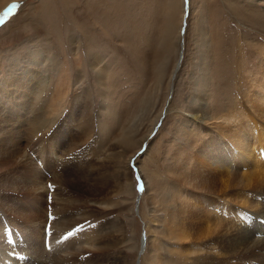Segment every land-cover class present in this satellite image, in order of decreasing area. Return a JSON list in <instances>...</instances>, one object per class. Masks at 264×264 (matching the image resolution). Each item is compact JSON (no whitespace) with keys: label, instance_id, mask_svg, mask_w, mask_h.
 <instances>
[{"label":"rangeland","instance_id":"rangeland-1","mask_svg":"<svg viewBox=\"0 0 264 264\" xmlns=\"http://www.w3.org/2000/svg\"><path fill=\"white\" fill-rule=\"evenodd\" d=\"M262 69L264 0H0V130L8 133L0 139V232L15 238H7L9 249L32 240L47 251L53 222V232H63L60 240L71 244L70 263L60 264H185L192 248L208 247L216 237L205 235L208 227L236 238L244 225L264 226V220L252 222V205L264 204V178H234L243 168L239 159L248 160L228 147L224 129L231 127L220 121L203 127V117L191 118L198 113L195 100L207 124L232 111L252 124L258 116L249 108H263L264 78L254 81ZM206 79L209 96L198 91ZM50 96L59 108L43 142L32 137L42 117L25 108L33 101L47 107ZM46 144L57 148L59 162L44 168ZM180 156L187 169L177 179L172 167ZM188 160L206 192L189 194ZM41 177L59 194L58 207L37 196L42 191L34 183ZM79 237L95 240L93 247L80 251ZM225 250L206 248V261L228 260ZM262 253L253 248L229 263H262ZM53 255L45 264L55 262Z\"/></svg>","mask_w":264,"mask_h":264},{"label":"bare ground","instance_id":"bare-ground-1","mask_svg":"<svg viewBox=\"0 0 264 264\" xmlns=\"http://www.w3.org/2000/svg\"><path fill=\"white\" fill-rule=\"evenodd\" d=\"M179 57H180V55H179ZM181 58V57H180ZM182 59V58H181ZM95 60V59H94ZM262 63V62H261ZM179 66H180V62H179V58H178V60H177V62H176V65H175V67H174V70H173V72H172V77H174V74H175V71L177 72V70L179 69ZM101 69V68H100ZM103 70V69H102ZM263 70V69H262ZM261 70V71H262ZM257 71H259V70H257ZM102 74V73H101ZM258 75H260V79H263L264 78V70L260 73V72H258L257 74H255V80L254 79H252V80H254V81H256L257 80V77H258ZM262 76H263V78H262ZM251 77V76H250ZM25 81V80H24ZM258 81V80H257ZM253 82V81H252ZM255 83V82H254ZM257 83V82H256ZM258 83H261V82H258ZM8 84V83H7ZM264 84V83H263ZM36 86V85H35ZM262 86V85H261ZM258 87V86H257ZM253 88V87H252ZM252 88H251V90H252ZM34 89H36V87H34ZM38 89V88H37ZM34 90L33 92H35L34 94H36V95H38L39 96V92H38V90ZM203 89V90H202ZM254 89V88H253ZM18 90V89H17ZM199 90H202L201 92H203V93H205V94H207L208 93V96H209V93H211L210 91H211V89H210V84H208V80L206 79L205 81H204V84L202 83V85H201V87H199V89H198V91ZM247 90V89H246ZM260 90H262V89H260ZM1 92H2V90H0ZM249 91V90H248ZM255 91V90H254ZM4 92V91H3ZM29 92H31V91H29ZM248 93V92H247ZM250 93V92H249ZM23 94V93H22ZM32 94V93H31ZM259 94V93H258ZM36 95L34 96V98L36 97ZM250 95V94H249ZM206 96V95H205ZM30 97H31V95H30ZM246 97V96H245ZM254 97V96H253ZM255 99V98H254ZM257 99V98H256ZM41 103V102H40ZM40 103H38L37 102V104H35V102L33 101V102H31V103H29V104H27V106H26V108H25V111H26V113H29V112H33L35 115H37L36 117H42L41 119V121L42 122H40L39 120H37V119H35V120H37L36 121V123L39 121V123L38 124H36V125H38L37 126V130H36V132H35V127H34V134H33V138H35V137H41V138H39V139H42L43 140V142H47V139L49 138V137H47V135H49V134H42V133H44V130H45V128L46 129H48L51 125H52V123L54 122V120L56 119L55 117H52V118H50L51 116H53L57 111H58V108H59V101L57 100V101H55V99L52 97V96H50V98H49V100H48V105H47V107H46V105H43L42 103L40 104ZM193 105V107L194 108H196L197 110H198V113H195L194 115H192L191 114V118H192V120L193 121H195L198 117H200V118H202L203 117V119H201L200 121H203V123L202 124H204L205 126H203V127H206V126H215V124H218L217 122L218 121H220L221 123L222 122H224V124L225 125H228L229 127H231V128H225L224 129V132H226L227 134H224V135H226L228 138V141L230 142V145L228 146L231 150H233L234 151V153H236L237 155H239V156H247V160H248V164L247 165H244V164H242L241 163V158L239 159L240 160V165L242 166L243 165V168H242V170H243V172H241L240 171V173H239V176H237V174H235L236 175V177H234L236 180H238V183H240L239 181H241L242 182V180H244V181H250V179L251 178H254V177H262V178H264V162L261 160V159H259V157H260V155L262 154L263 156H264V149H262V146H264V128H262V126H264V110H263V108H264V97H263V99L261 100V105L263 106V108L261 109V110H259V109H257V110H259V112H257L256 110H255V108H253V106H252V108H249V109H251V110H253V112L255 111L257 114V116L258 117H254V120H256V121H254V122H261L263 125H261V127H257L258 129H255V125H254V122L251 124V121H249V119L247 120L246 119V117L247 116H245L243 113H238V114H240L239 116H241V117H243L241 120H240V117L239 116H236V113H235V111H232V112H227L226 114L224 113L223 115H221L220 117H219V115H217L216 114V116H218V118H216L217 120H216V122H214V121H210L211 123H209V124H207L206 123V121H205V109H204V106H201V107H198L196 104H198V102H196L195 100L193 101V103H192ZM259 104V103H258ZM248 104L246 103V106H247ZM254 105V104H253ZM46 107V108H45ZM248 107V106H247ZM251 107V106H250ZM259 107V106H258ZM80 108V107H79ZM196 110V111H197ZM40 111L42 112V113H40ZM23 112V111H22ZM202 113V114H201ZM221 113V112H220ZM231 113V114H230ZM32 114V113H31ZM34 114H33V117H34ZM200 114V116H198ZM251 114H252V112H251ZM254 115V114H253ZM251 116V115H250ZM239 117V118H238ZM50 118V119H49ZM199 118V119H200ZM253 118V117H252ZM34 119V118H33ZM232 120H234V121H232ZM252 120V119H251ZM49 122H50V124H49ZM234 122V123H233ZM2 122L0 121V124H1ZM236 123V126H233V124H235ZM220 124V123H219ZM35 125V126H36ZM224 125V126H225ZM258 125V124H257ZM217 127V126H216ZM221 127H223V126H221ZM220 127V128H221ZM218 128V127H217ZM0 129H2L1 127H0ZM32 129V128H31ZM229 130H231L230 132H228ZM1 131L2 130H0V139L1 140H7V136L6 135H8V133L6 132V131H2V134H1ZM38 133V134H37ZM43 135V137H42V135ZM2 135V136H1ZM25 137V136H24ZM30 137V136H29ZM52 138H54V137H52ZM191 138H193V137H191ZM27 139V138H26ZM30 139V138H29ZM29 139H27V140H29ZM37 139V138H36ZM39 139H37L36 140V142L39 140ZM26 140V141H27ZM35 140V139H34ZM215 140V139H214ZM25 141V142H26ZM48 141H52V139H49ZM40 142V141H39ZM42 142V141H41ZM40 142V143H41ZM218 142V141H217ZM252 142V143H251ZM49 143V142H48ZM211 143V142H210ZM29 144V143H28ZM31 144V143H30ZM36 145H37V143H35ZM50 144V143H49ZM209 144V143H208ZM213 144H214V142H213ZM47 146H48V144H46ZM46 145H44V146H46ZM216 145V144H215ZM42 146V145H41ZM206 146V145H205ZM223 146V145H222ZM227 146V145H226ZM204 147V146H203ZM211 147H213V146H211ZM216 147H218V145L216 146ZM215 147V148H216ZM16 148H18V149H20V147H18V146H16ZM40 148V147H39ZM206 148V147H205ZM57 149V148H56ZM55 149V147H53L52 145H49L48 147H47V149H44V150H42L43 152H42V154L44 155V156H42V158H41V161H40V165H43V164H45L46 162H51V163H56V162H59V160H58V155H57V150ZM207 149V148H206ZM206 149H205V151H206ZM222 149H224L223 147H222ZM208 150V149H207ZM237 150V151H236ZM255 150H258V152H257V154H256V157H253V158H251L252 157V151H255ZM221 151V150H220ZM207 152V151H206ZM209 152V151H208ZM211 152V151H210ZM215 152H217V153H219L218 152V150L217 151H215ZM225 152H226V154H232L233 152H231V153H228L227 152V150L225 149ZM223 152H221L220 154H222ZM176 154V153H175ZM225 154V155H226ZM211 155V154H210ZM209 155V156H210ZM217 155V154H216ZM235 155V154H234ZM236 155V156H237ZM184 156V155H183ZM212 157V156H211ZM220 158H221V156H219ZM224 156L222 155V158H223ZM230 157H232V156H230ZM181 156L178 158V159H176V162H178L179 163V165H177L176 163H175V166H173L172 168H173V172H175L177 175L179 174L180 176H176L177 177V179H179V178H182V167L183 166H185L184 168L185 169H187V166L185 165V160H184V158H182L183 160H181ZM213 158H214V156H213ZM244 158V157H243ZM75 159V158H74ZM204 159V158H203ZM226 159V158H225ZM52 160V161H51ZM175 160V159H174ZM206 161H207V159H205ZM204 160V161H205ZM209 161V160H208ZM246 161V160H245ZM251 161V162H250ZM203 162V161H202ZM211 162V161H210ZM218 162H221V161H219V160H216L215 162H214V164H217ZM229 162H232V160H229V161H226V163L227 164H229ZM61 163V162H60ZM233 163H235V160H234V162ZM219 164V163H218ZM224 164V163H223ZM236 164H238V163H236ZM235 164V165H236ZM252 166H251V165ZM188 172H187V185H188V190H189V194H191L192 192H193V190L195 189V190H197L198 191V189H200V191H198V192H206L207 190H205L206 189V187H207V184L206 185H204V184H202V182L201 181H199L198 180V182H196L195 181V174H194V167H191L190 166V160H188ZM230 165H232V164H230ZM230 165L228 166L229 168H234L233 166H231L230 167ZM240 165L238 166V167H240ZM48 166V165H47ZM225 166V165H224ZM248 166H251V167H248ZM43 167H44V165H43ZM45 168V167H44ZM171 168V167H170ZM222 169H223V167H221ZM229 168H227V169H229ZM231 168V169H232ZM252 169L251 171L249 170V169ZM201 169V168H200ZM248 169V171L249 172H247L246 170ZM39 170V169H38ZM171 170V169H170ZM223 170H225V169H223ZM197 171H198V169H197ZM235 171H236V169H235ZM35 172V171H34ZM232 172H233V169H232ZM238 171H236V173H237ZM228 173V171H226V174ZM242 173V174H241ZM39 174V173H38ZM175 174V175H176ZM226 174H225V176H226ZM230 175L232 174H234V173H229ZM241 174V175H240ZM186 175V174H185ZM219 177V176H218ZM227 177V176H226ZM44 178V177H43ZM43 178L41 177V180L40 181H38V182H35L34 184H36V187L39 189V190H41L42 192V194L41 195H39V193L38 192H36L38 195V197H40V198H43V197H48L47 199H49V198H51V202L53 203V205H56V207H58L57 206V204H56V202L59 200V198L57 199V197H59V194L58 193H55L54 191H55V188H51V185L50 186H46L45 185V183H43L44 181H43ZM196 178H197V176H196ZM200 178H202V177H200ZM199 178V179H200ZM238 178V179H237ZM45 179V178H44ZM235 179H232V180H234V182L236 181ZM182 180V179H181ZM255 180V179H254ZM259 180H261V179H259ZM55 181V180H54ZM230 181V180H229ZM263 181V180H262ZM56 182V181H55ZM182 182H183V180H182ZM231 182V181H230ZM233 182V181H232ZM231 182V183H232ZM258 183L257 181H253L252 183ZM196 183H199V184H196ZM204 183H206V182H204ZM228 183V182H227ZM226 183V184H227ZM237 183V184H238ZM251 183V182H250ZM260 183V182H259ZM261 183H264V182H261ZM179 184V183H178ZM201 184V185H200ZM222 184V183H221ZM236 184V183H235ZM182 185V184H181ZM239 185V184H238ZM244 185V184H243ZM245 185H247V184H245ZM255 185V184H254ZM259 185H263V184H259ZM233 186V185H232ZM185 187V186H184ZM230 187V186H229ZM243 187V186H242ZM247 187V189H248V186H246ZM249 187H251V185L249 186ZM253 187V186H252ZM258 187V186H257ZM262 187V186H261ZM261 187H259V188H261ZM197 188V189H196ZM234 188H235V190H237V188L235 187V185H234ZM187 189V188H186ZM185 189V190H186ZM225 189H227V187L225 188ZM231 189V188H230ZM240 190L239 191H242L241 189H243V188H239ZM252 189V188H251ZM262 189V188H261ZM260 189V190H261ZM178 190V189H177ZM184 190V191H185ZM254 190H256V188H254ZM57 191V190H56ZM176 191V190H175ZM230 191V190H229ZM253 191V190H252ZM180 192V191H179ZM231 192V191H230ZM250 192H251V190H250ZM259 192V191H258ZM264 192V191H263ZM194 193V192H193ZM192 193V194H193ZM257 193V192H256ZM34 194V193H33ZM56 194H58V195H56ZM175 194V193H174ZM183 194V193H182ZM188 194V193H187ZM196 194V193H195ZM199 194L200 193H198V196H199ZM228 194V193H227ZM230 194V193H229ZM235 194V193H234ZM239 194H241V193H239ZM238 194V195H239ZM253 194V193H252ZM259 194H261V193H259ZM258 194V195H259ZM231 195V194H230ZM244 195V194H243ZM250 195V194H249ZM262 195V194H261ZM35 196V195H34ZM170 197L169 198H172V197H174V196H172V193L169 195ZM177 196H179V195H177ZM236 196V195H235ZM248 196V195H247ZM256 196V195H255ZM255 196H254V198H255ZM67 197V196H66ZM181 197V196H180ZM226 197V196H225ZM236 197H240V196H236ZM245 197V196H244ZM244 197H242L243 199H244ZM259 197V196H258ZM263 197V196H262ZM44 198V199H45ZM179 198V197H178ZM36 199V198H35ZM37 199H39V198H37ZM239 199V198H238ZM247 198L245 197V201L247 202V200H246ZM259 199V198H258ZM46 200V199H45ZM64 200V199H63ZM40 201H42V200H40ZM65 201V200H64ZM180 201H182L181 199H180ZM189 201V200H188ZM240 201V200H239ZM45 202V201H44ZM49 202V201H48ZM179 202V201H178ZM177 202V203H178ZM242 202V201H241ZM240 202V203H241ZM246 202L244 203V201H243V203H244V205L246 204ZM261 203H262V201H260ZM43 203V202H42ZM51 203V204H52ZM61 203V202H60ZM181 202H179V204H180ZM242 203V204H243ZM249 203V202H248ZM247 203V204H248ZM256 203V202H255ZM260 203V204H261ZM174 204H175V201H174ZM186 204H187V202H186ZM250 204H252V203H249L248 205H250ZM260 204H258V206L256 205V206H254V205H252L253 207H254V210L256 211L255 213H253L252 215H253V221L252 222H255V221H262V220H264V204L262 203V205H260ZM47 205V204H46ZM49 205V204H48ZM61 205H63V204H61ZM205 205V204H204ZM248 205H246V206H248ZM52 206V205H51ZM64 206H65V204H64ZM63 206V207H64ZM226 206V205H225ZM227 207V206H226ZM207 208V207H206ZM205 208V209H206ZM220 208V207H219ZM249 208V207H248ZM174 209H175V206H174ZM252 209V208H251ZM65 210V209H64ZM179 210V209H178ZM217 210V209H216ZM237 210V209H236ZM241 210V209H240ZM59 211V210H58ZM214 211V210H213ZM238 211V210H237ZM57 212V211H56ZM206 213H207V211H206ZM241 213H243V212H241ZM56 214V213H55ZM58 214V213H57ZM213 212H212V216H213ZM244 214V213H243ZM242 214V215H243ZM208 215H210L209 213H208ZM207 215V216H208ZM216 214H214V219L216 218V220H218L217 219V215L215 216ZM241 215V216H242ZM248 216V215H247ZM56 217V216H55ZM65 217V216H64ZM243 217V216H242ZM56 219V218H55ZM212 219H213V217H212ZM62 220H64V219H62ZM70 220V219H69ZM43 221V220H42ZM56 221H58V219H56ZM209 221V220H208ZM238 221V220H237ZM249 221H251V219L249 220ZM248 221V222H249ZM64 222V221H63ZM44 223H45V221H44ZM209 223V222H208ZM212 223V222H211ZM234 223V222H233ZM233 223H232V225H233ZM261 223V222H260ZM263 221H262V224L261 225H263ZM37 224V223H36ZM41 224V223H40ZM238 224V223H237ZM237 224H235L234 226H236ZM242 224H245V223H242ZM248 224H250V223H248ZM259 224V223H258ZM258 224H256V227L253 225V226H249V225H244V227H242L241 228V230L240 231H238L237 229H238V227H237V229H235V230H237L238 232H236V238H235V236H229V237H227V238H225L224 237V235L225 234H222L219 230H218V228L217 227H213V229L211 228V227H208L207 228V230H208V232L205 234L206 236H216V237H214V238H211L210 240H209V242H207L208 243V247H201L200 249H194V248H192V250L190 251V255L189 256H187L186 257V259H187V261H186V263L185 264H228L229 263V261H233V259H235V260H237V259H239L240 257H239V255H245L246 254V256L247 255H249L250 253H251V251L253 250V248L255 249V248H259L260 250L262 249V251L264 252V248H262V246L264 245V226H259ZM219 225V224H218ZM222 225V224H221ZM239 225V224H238ZM44 226V225H43ZM56 226V225H55ZM217 226V225H216ZM240 226V225H239ZM243 226V225H242ZM69 227V226H68ZM235 227V228H236ZM38 228V230H39V228H41V227H37ZM56 228V227H55ZM58 228V227H57ZM60 228V227H59ZM58 228V229H59ZM230 228V227H229ZM240 228V227H239ZM45 229V228H44ZM43 229V230H44ZM54 228H53V222H51L50 223V225H48V232H47V235H46V237H45V239L47 240L46 241V246H48L47 247V251H45L44 249H43V245L42 246H40V245H38V247H36L33 243V245L35 246H31V241H30V243H28V244H25L26 246H24V248H21V246H20V244L18 243V244H16L17 245V249H15V251H14V254H16L17 253V251H19V252H21V253H23V251H25L26 253H23V255H22V263L21 264H30V263H33V264H45V259H49V261H50V258H51V256L53 255V253H54V255H53V257L55 258L54 260H55V262L54 261H52L53 262V264H60L61 262H69V261H71L70 259L71 258H69V256H70V254H69V251H70V249H71V244H67V242L65 243V241H64V239L63 240H60V238L62 239V233H60V234H57V233H55V232H53L54 230H53ZM60 229H63L62 227L60 228ZM59 229V230H60ZM50 230V231H49ZM52 230V231H51ZM57 230V229H56ZM55 230V231H56ZM206 230V231H207ZM229 230V229H228ZM233 230H234V228H233ZM40 231H42V229L40 230ZM230 231V230H229ZM58 232H61V231H58ZM6 233V232H5ZM40 233V232H39ZM180 233H172V237H176V236H178ZM6 234H4V231H1L0 232V239H3V241L2 240H0V264H17V262L15 261V259H10L8 256V251H9V253H13L12 252V250L11 249H9L10 248V244L8 245V243H9V241H8V239L7 238H11V237H8V236H5ZM42 235V234H41ZM44 235V236H45ZM57 235H58V238H57ZM27 236H28V234H27ZM29 237V236H28ZM27 237V238H28ZM39 237V236H38ZM64 237V236H63ZM71 237V236H70ZM205 237V236H204ZM6 238V239H5ZM15 239V238H14ZM14 239H10V241L12 242V240H14ZM41 239H42V237H41ZM181 239H184L183 238V236H181ZM26 240H28V239H26ZM132 240V239H131ZM144 240V239H143ZM184 240H186V239H184ZM94 241L95 240H92V239H90V238H85V237H79V239L77 238V240L75 241L76 242V244L77 245H79L81 248H78V249H80V251H81V249L84 251V248H86V250H88V248H92L93 247V243H94ZM42 242V241H41ZM47 242H48V244H47ZM78 242V243H77ZM205 242V241H204ZM44 243H45V240H44ZM202 245H204V244H202ZM18 246H20V247H18ZM157 246H158V244H157ZM189 246H191V245H189ZM11 247H12V243H11ZM192 247V246H191ZM194 247V246H193ZM160 245L156 248V252L157 253H159V250H160ZM206 248H208V250L210 249V250H224V248L227 250V251H229V253L227 252V254H229L228 255V257H227V259L228 260H226V256H225V258H223V259H219V258H216V257H213V256H211L213 259H211V260H209L208 262L206 261L207 260V258L209 257V256H206V252L204 251V250H206ZM74 249H76V248H74ZM226 250H225V252H226ZM249 250H251L250 252H249ZM155 251V250H154ZM85 252V251H84ZM224 252V251H223ZM221 253H222V251H221ZM220 253V254H221ZM25 254V255H24ZM60 254H63L64 256H63V258H61L60 257ZM20 256H21V254H19ZM71 255H74V254H71ZM224 255H225V253H224ZM238 255V256H237ZM262 256L264 257V253H262ZM224 257V256H223ZM239 257V258H238ZM159 258V257H158ZM243 259V258H242ZM263 260H264V258H263ZM158 261H160V264H166V263H168V264H178L176 261H173V260H170V259H165V260H162V259H158ZM231 261V262H232ZM245 261V260H244ZM261 260H256V264H264V262H260ZM44 262V263H43ZM74 262V261H73ZM72 262V263H73ZM230 262V263H231ZM70 263V262H69ZM229 263V264H230ZM240 264V263H239ZM245 264H247V263H245ZM248 264H249V262H248Z\"/></svg>","mask_w":264,"mask_h":264},{"label":"snow or ice","instance_id":"snow-or-ice-1","mask_svg":"<svg viewBox=\"0 0 264 264\" xmlns=\"http://www.w3.org/2000/svg\"><path fill=\"white\" fill-rule=\"evenodd\" d=\"M82 228H83V225H80L79 227L73 229L72 232H69V233H68V236L70 237V236H72L74 233L81 231Z\"/></svg>","mask_w":264,"mask_h":264},{"label":"water","instance_id":"water-1","mask_svg":"<svg viewBox=\"0 0 264 264\" xmlns=\"http://www.w3.org/2000/svg\"><path fill=\"white\" fill-rule=\"evenodd\" d=\"M9 10H10V9L8 8L7 11H9ZM183 24H184V22H183ZM179 59H180V57H179Z\"/></svg>","mask_w":264,"mask_h":264}]
</instances>
